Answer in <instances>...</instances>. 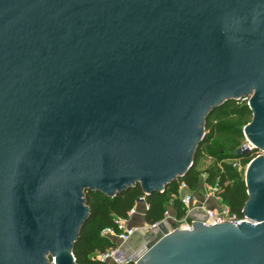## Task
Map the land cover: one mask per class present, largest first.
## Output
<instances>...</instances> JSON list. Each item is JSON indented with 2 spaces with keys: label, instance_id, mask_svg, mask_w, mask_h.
Segmentation results:
<instances>
[{
  "label": "water",
  "instance_id": "95a60500",
  "mask_svg": "<svg viewBox=\"0 0 264 264\" xmlns=\"http://www.w3.org/2000/svg\"><path fill=\"white\" fill-rule=\"evenodd\" d=\"M237 99L264 150V0H0V264H76L84 191H162ZM244 180V221L167 217L126 255L264 264V155Z\"/></svg>",
  "mask_w": 264,
  "mask_h": 264
},
{
  "label": "trees",
  "instance_id": "16d2710c",
  "mask_svg": "<svg viewBox=\"0 0 264 264\" xmlns=\"http://www.w3.org/2000/svg\"><path fill=\"white\" fill-rule=\"evenodd\" d=\"M251 119L252 110L247 99L229 100L216 106L204 120V134L193 155L192 166L162 191L146 194L139 183L112 196L97 189L85 190L88 216L72 248L76 264H107L97 255L114 247L117 242L102 236L101 229L113 225L116 217H126L129 209L142 195L146 203L144 221L147 225L158 223L166 208H170L175 217H182L184 209L176 196L178 182L183 181L187 189L193 191L200 185V173L205 174L204 182L207 185L217 187L218 195L231 212L242 218V209L248 199L247 186L234 165L226 159L237 157L247 162L253 156V151L237 154L242 143L243 127ZM201 155L213 161L200 171L196 163ZM124 264L134 262L127 261Z\"/></svg>",
  "mask_w": 264,
  "mask_h": 264
},
{
  "label": "built area",
  "instance_id": "2783aa9c",
  "mask_svg": "<svg viewBox=\"0 0 264 264\" xmlns=\"http://www.w3.org/2000/svg\"><path fill=\"white\" fill-rule=\"evenodd\" d=\"M246 148H249L245 153L253 151L252 145L247 141L243 144ZM206 184V183H205ZM207 189L211 190V193H217V187L212 188L210 185H205ZM177 198L184 209L182 217L177 218L170 213L169 208H166L163 212V216L159 222L166 221L167 217H172L181 228H190L193 225V221L203 222L205 225H213L215 223L228 222L237 224L238 222L244 221L246 218H238L236 214L231 212L228 205L220 203L218 195H214L216 198L214 207L204 206L202 203H198L196 194L187 189L183 181L178 182L177 185ZM137 201H144V196L138 197ZM135 206V205H134ZM131 207L127 212L126 217H116L113 225L106 226L101 229L100 234L107 236L117 242V244L106 250L103 253L97 255V257L104 261H113L116 264H124L127 261H133L135 259L130 258L126 255V252L119 246L118 241H126L134 232L139 230L141 227L127 225L128 219L135 213V208ZM152 224L148 227L152 228L156 225Z\"/></svg>",
  "mask_w": 264,
  "mask_h": 264
},
{
  "label": "crops",
  "instance_id": "0c3cea01",
  "mask_svg": "<svg viewBox=\"0 0 264 264\" xmlns=\"http://www.w3.org/2000/svg\"><path fill=\"white\" fill-rule=\"evenodd\" d=\"M196 194V199L198 203H202L207 207H214L216 202L214 198L210 195H201L200 193ZM146 203L145 201H137L134 208L135 213L128 219L127 225L138 226L141 227L139 230L134 232L126 241H118L119 246L125 252H134V253H142L145 249L155 241L157 238V234L150 237L148 235L150 227L144 221V211H145ZM170 213L174 215L173 211L169 208ZM175 216V215H174ZM107 264H116L113 261H107Z\"/></svg>",
  "mask_w": 264,
  "mask_h": 264
},
{
  "label": "rangeland",
  "instance_id": "374dc122",
  "mask_svg": "<svg viewBox=\"0 0 264 264\" xmlns=\"http://www.w3.org/2000/svg\"><path fill=\"white\" fill-rule=\"evenodd\" d=\"M248 138L244 135L243 133V138H242V143L240 145V147L246 143L248 140ZM250 141V139H249ZM239 147V148H240ZM245 153V152H244ZM243 154V153H242ZM257 155H264V150L263 149H253V156L247 161V162H243L240 158L237 157H232V158H228L226 159L229 163H232V165H234V167L236 168V170L239 172V174L245 179L246 178V174H247V169L249 166L250 161L255 158ZM212 159L208 156L205 155H201L196 163V168L198 170H202L205 166H207L208 164L212 163ZM204 178H205V174L200 173V185L193 191H195L197 194H201V195H210L212 198H214V200L216 199L214 197V195H218V193H211V190L206 188V184L204 182ZM245 181V180H244ZM212 188H214V185H210ZM219 199H220V203L225 204L223 202V200L221 199L220 195H218ZM216 201V200H215ZM47 259H49L50 261H52V256H48V257H44V261L47 262Z\"/></svg>",
  "mask_w": 264,
  "mask_h": 264
},
{
  "label": "bare ground",
  "instance_id": "6f19581e",
  "mask_svg": "<svg viewBox=\"0 0 264 264\" xmlns=\"http://www.w3.org/2000/svg\"><path fill=\"white\" fill-rule=\"evenodd\" d=\"M248 141H249V140H248ZM249 143H250L251 145H254V143H253L251 140L249 141Z\"/></svg>",
  "mask_w": 264,
  "mask_h": 264
}]
</instances>
